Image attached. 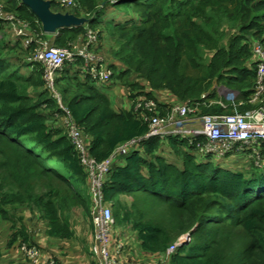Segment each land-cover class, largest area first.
Wrapping results in <instances>:
<instances>
[{
    "label": "trees",
    "instance_id": "obj_1",
    "mask_svg": "<svg viewBox=\"0 0 264 264\" xmlns=\"http://www.w3.org/2000/svg\"><path fill=\"white\" fill-rule=\"evenodd\" d=\"M48 1L53 12L84 17L87 24L60 29L48 37L20 0L8 3L17 18L27 22L33 39L48 41L56 48L84 42L88 30L106 26L102 20L106 15L98 2L105 4L104 9L109 5L132 7L142 14L140 23L130 19L107 24L117 30L120 46L114 55H126L120 59L127 69L118 71L119 63L110 58L106 68L112 75L104 85L112 86L114 80L123 84L127 110L116 112L112 108L107 95L90 83L96 81L83 72L81 58L55 75L56 86L64 79L69 83L68 78L75 83L74 89L60 94L62 105L82 130L88 152L97 162L146 132L140 114H151L133 110L139 99L154 101L164 116L165 105L156 99V91L165 101L185 103L200 100L216 81L246 101L254 87L249 44H240L243 38L236 36L227 48L218 46L215 37L221 35L214 27L223 17L233 19L234 15L239 22L247 18L240 31H251L253 41L263 40L264 0H77L79 7L66 11L57 8L54 0ZM4 11L7 14L10 9ZM118 11H113L116 18ZM102 39L103 30H99L93 49L99 50ZM36 45L32 42L29 51ZM204 49L215 52L207 57ZM25 64L30 69L31 65ZM131 72L139 75L138 83L125 79ZM42 75L40 64L33 65L31 74L25 76L18 68L10 71V64L0 60V178L3 175L6 186L17 188L16 193L3 194L2 204L23 201L38 208L47 235L69 240L73 231L61 212L69 207L70 198L81 208L86 200L90 203L88 182L61 124L48 125L53 114L60 112L56 102L48 91L38 99L27 93L29 87L34 92L44 89ZM250 108L244 106L239 111ZM200 110L209 115L224 113L219 106H202ZM186 147L175 139L164 143L152 139L114 164L102 194L113 207L116 225L129 226L141 249L152 254L164 253L188 234L190 241L176 249L170 264H264V144L258 165L249 158L251 152L221 164L209 157L197 158L186 152ZM52 161L65 173L50 168ZM50 175L65 190L57 191L54 197L35 194L32 180ZM121 196H132V206L121 202ZM17 236L23 243L35 244L23 229L13 235L10 244Z\"/></svg>",
    "mask_w": 264,
    "mask_h": 264
},
{
    "label": "built area",
    "instance_id": "obj_2",
    "mask_svg": "<svg viewBox=\"0 0 264 264\" xmlns=\"http://www.w3.org/2000/svg\"><path fill=\"white\" fill-rule=\"evenodd\" d=\"M54 2L57 8L64 11L79 7L77 0H54ZM30 35L28 44L34 42L37 45L27 63L31 67L35 64L43 67L44 84L51 89L52 96L60 107V112L54 113L51 119L61 124L87 176L90 196L89 214L94 228L90 253L95 264H134L124 262L120 258L128 247L129 240L125 237L120 239L113 237L112 206L110 202L104 201L102 188L117 159L128 156L140 144L152 139H159L162 143L168 139H175L185 143L187 145L185 151L198 158L209 157L221 162L251 152L249 158L254 160L255 165L260 163V146L264 144V38L261 41H253L251 61L255 68V84L246 101L237 91L225 86H215L217 100L211 102V96L208 94L202 95L200 100L165 105L166 114L163 116L157 111L158 106L154 101L139 99L134 104L133 110L148 111L151 114L149 117L143 112L140 114L147 126L146 132L120 145L106 160L97 162L88 152L82 130L70 118L68 111L61 104V98L53 88L55 75L78 58L84 61L83 72L91 76L97 84H104L110 78L112 72L104 68L103 58L90 52L97 41V33L88 30L82 46L74 44L67 48L53 47L47 42L33 39L34 37ZM213 104L221 107L224 113L218 115L201 113L202 106L210 107ZM244 106L251 108L240 112L239 108ZM182 238L185 240L184 244L190 241L187 234L182 235L162 253L161 260L155 264H167L176 249L184 245L181 244ZM112 244L113 251L110 250ZM19 251L29 264H57L53 260L43 261L41 250L34 245L22 243L19 245Z\"/></svg>",
    "mask_w": 264,
    "mask_h": 264
},
{
    "label": "rangeland",
    "instance_id": "obj_3",
    "mask_svg": "<svg viewBox=\"0 0 264 264\" xmlns=\"http://www.w3.org/2000/svg\"><path fill=\"white\" fill-rule=\"evenodd\" d=\"M9 1L10 0H0V60H4L6 64H10V71H13L14 69L18 68L22 72V74L26 76L28 74H31V68L28 69L25 66L26 65L25 63L28 62V58L32 55V52L34 50L32 49V51H29L30 45L28 44V40H29V35H30V29L26 21L20 18L19 19L17 18L18 16L14 12L12 5H10L11 3L10 4L8 3ZM104 7H105V4L98 2V8L100 9V11H104V15H106V16H103L102 18V20L105 22L104 25L106 26L105 27L103 26L104 27V28L102 27L103 29H100L98 27H96V29L94 30L92 29L96 33H98L99 30H103V39H102V42L99 41V50L97 51L95 49H92L90 50V52L93 55L103 58L104 68L107 66L106 62L110 60L111 58L115 60L114 61L115 63H119L118 68H117L118 71L125 70L127 69V67L125 66L126 63H124L120 58H125L123 56H126V55L121 54L119 55L118 58L115 57L114 55L115 52L117 51L119 52V46H120V43L117 41V35H116L117 30L114 31L111 28V26H113L112 24L111 26H108L107 24L112 23L111 20L115 21V23H118L119 21L120 22L130 21V19H133L135 21H138V23H140L142 14H141V11L138 12L132 7H129L127 9L120 8V7L115 8L116 5L114 6L109 5L106 9H104ZM9 9L10 11H8L7 14H5L6 12L4 10H9ZM228 9L233 11V7L231 6H228ZM115 10H121L117 12L118 14L117 18L114 17V14H113V11ZM232 16H233V19H228L226 17L225 18L223 17L220 20V22L217 24V26L214 27L218 31V35H221V38L215 37L216 40L219 41L218 46H224L225 48H227L229 44L231 43L232 39H234V37L241 36L243 38V41L240 44H249L250 51L252 52L254 42L252 38L250 37L251 31L249 32L240 31L241 28L247 24L246 21L248 19L246 18L243 21L239 22L234 19V15ZM81 18H84V17H81ZM9 19L11 20L8 21ZM86 24H87V21H86ZM41 41L48 43V41H43V40ZM97 42L98 40L96 41V43ZM82 43L83 41L77 42L76 45H79L80 47L82 46ZM204 52L206 53L207 57H211V55H213L215 51L204 49ZM137 76H139L137 73L131 72V74L125 77V79L127 80L128 83H134V82L138 83L139 79ZM79 77H80V80H83L82 75H80ZM68 82L69 83H67L66 80L64 79L57 86L55 85V82H54L53 84L54 91H56V93L58 94H65L66 89H72V87L74 89L75 83L72 82V80L69 78H68ZM90 83L93 84L96 88L97 86H105L104 84H99V83L97 84L96 82H90ZM114 83H115V86L123 90L124 86L119 80L118 81L114 80L113 84ZM215 86L219 87V86H224V85L219 84L216 81H214L212 84V87L208 90V92L203 94V96L209 94L211 96V100H212L211 102H213V100H217L218 98L217 88H215ZM44 87L47 89L52 100L56 102V105L60 110L58 101L52 96L53 94L51 93V89L45 84H44ZM100 88H98V90ZM107 92L109 91L106 90V93ZM156 92L157 94L160 93V91H156ZM27 93L30 97H34L36 95L35 92L32 90V87H29L27 89ZM157 94L155 95L156 99H159V98L161 99V96ZM61 104H62V101H61ZM173 104H181V102L173 103ZM212 106H215V104H213ZM242 156L243 155H238V157H242ZM121 159L123 160L124 157H122ZM223 162L224 161L222 160L221 164ZM48 166L54 169L55 171L65 173L62 167L57 165L54 161L49 162ZM2 179H4V182L6 181L3 175H1V178H0V206H1L0 209L3 210L2 214L0 211V251L2 254V258L0 259V264H14L16 261H14L13 249H11V247L13 248V246L10 247L8 245L9 242H11V238H12V236L9 235L10 226L12 227L16 226L17 228H20L21 230L23 229L24 232L31 238L32 241H34V239L36 240L37 238L41 240V239L46 238L44 235V221L42 220L43 218L41 217V211L38 210V208L28 205L27 203L23 201L18 202V203L2 204L3 194L17 192L16 187L6 186L2 182ZM32 185L34 187V193L43 198L45 197L44 195H47V194L54 197L56 196L57 191L65 190V187H63L61 183L58 181V179H56L52 175L36 177L35 179L32 180ZM87 193H88V188H87ZM60 195H62V193ZM119 200L123 202L125 205L130 207L132 206L134 199L132 196H121ZM67 204L69 205V207H67L65 210L61 212V216L64 217L67 221H69L71 228L75 233L74 237L77 238V240L73 239L75 243H73L72 246L63 244L64 247L62 248L61 251H60L59 244L52 243L50 245L51 246L50 248L55 247L59 251V253L63 255L61 256L62 260H67L66 258L70 259V257L67 256L68 254L67 252H70L71 249L75 250L76 252L81 251L82 253L83 252L87 253V251L84 250V241L82 239H88L90 236H92V239H93V236H94V228H93L91 217L89 214V210H90L89 201L86 200L82 208L80 206H77L73 198H70ZM111 212H112V219H113V207H111ZM121 235H126V236H121ZM131 235H134V234L130 230L129 226H119V225H116L114 221V226H113V237L114 238L116 239H120L121 237L127 238V236L130 238ZM177 240L175 242H177ZM41 244L44 247V240L42 241ZM34 246L38 247L41 250V247H39V245H37L36 242ZM113 249H114V246L112 244L110 250L113 251ZM19 253L21 255L20 256L18 254L19 259L24 260L26 264H29L28 260L21 254L20 251ZM41 253H43V255L46 254L45 252H43V250H41ZM89 257H91V259L95 261L92 254ZM161 258H162V254H161ZM48 260H53L57 264H61L60 262H58L57 260L53 258H50Z\"/></svg>",
    "mask_w": 264,
    "mask_h": 264
},
{
    "label": "crops",
    "instance_id": "obj_4",
    "mask_svg": "<svg viewBox=\"0 0 264 264\" xmlns=\"http://www.w3.org/2000/svg\"><path fill=\"white\" fill-rule=\"evenodd\" d=\"M56 34V33H55ZM48 37H52L53 34H47ZM102 87V88H100ZM99 89L100 92L104 93L107 95V97L109 98L110 102H111V106L112 108L116 111L119 112L120 110H127L129 107V103L127 102L126 99V91L118 88L117 86H115V83L112 86H97V89ZM103 89V90H102ZM106 90L109 91L106 93ZM39 92H35V98L38 99L42 94H44V92L47 91V89L43 87L40 90H37ZM44 91V92H43ZM60 95V94H58ZM61 98V95L59 96ZM161 104L163 105H171L173 103H175L174 101H165L164 99H158ZM49 126L53 127L58 125V122L53 121L52 119L49 121ZM166 150V149H165ZM118 162H123V160L121 158L117 159ZM69 223V221H68ZM70 225V223H69ZM71 228V225H70ZM20 228H17L16 226H10V233L9 235L12 236L11 240L13 239V235L15 233L18 232ZM72 229V228H71ZM46 224L44 222V235H45V239H39L37 238L36 240L34 239V241L36 242L37 245H39V247H41V250H43V252H45L46 254L43 255L42 253V258L43 260H48L50 258H53L55 260H57L58 262H60L61 264H94V261L91 259V253H90V245L93 242L92 236H90L88 239H82L84 241V250L87 251V253L85 252H81V251H75L73 249L70 250V252H67V256L70 257V259L66 258L67 260H62L61 256H63L61 253H59V251L55 248L52 247L50 248L52 243H57L60 245V251L62 250V248L64 247L63 244H67L72 246L73 243H75V241H73V239H76L74 237V231H73V237L69 240H60V239H54V238H50L47 233H46ZM121 236H126V235H121ZM17 239H15L11 244L9 242V246H13V248L11 247V249H13V253H14V261H16L14 264H26L24 260H20L19 259V245L22 244V238H19L18 236L16 237ZM123 238V237H121ZM44 240V247L42 246V241ZM49 240V241H48ZM127 240H129L128 242V247L126 250H124V252L122 253V255L120 256L121 260L124 262H129V263H134V264H155L156 262L161 260V253H157V254H152V253H146L144 252L141 247H140V243L137 241L135 235H131L130 238L127 236ZM33 241V242H34ZM60 241V242H59ZM34 242V243H35ZM65 242V243H64ZM9 247V248H10ZM82 249V248H80ZM19 254V255H18ZM90 254V255H88ZM21 256V255H20ZM2 258V254L0 251V259ZM170 264V263H168Z\"/></svg>",
    "mask_w": 264,
    "mask_h": 264
},
{
    "label": "water",
    "instance_id": "obj_5",
    "mask_svg": "<svg viewBox=\"0 0 264 264\" xmlns=\"http://www.w3.org/2000/svg\"><path fill=\"white\" fill-rule=\"evenodd\" d=\"M39 21L44 34H55L57 30L79 27L86 23L85 18L69 13H56L51 10L48 0H20ZM189 238V235L187 234Z\"/></svg>",
    "mask_w": 264,
    "mask_h": 264
},
{
    "label": "bare ground",
    "instance_id": "obj_6",
    "mask_svg": "<svg viewBox=\"0 0 264 264\" xmlns=\"http://www.w3.org/2000/svg\"><path fill=\"white\" fill-rule=\"evenodd\" d=\"M183 240L181 241V244H183L185 242L184 238H182Z\"/></svg>",
    "mask_w": 264,
    "mask_h": 264
}]
</instances>
